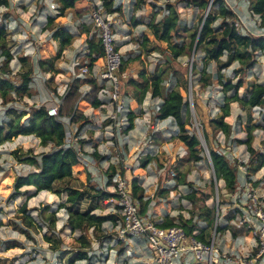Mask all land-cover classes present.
<instances>
[{
  "label": "rangeland",
  "instance_id": "rangeland-1",
  "mask_svg": "<svg viewBox=\"0 0 264 264\" xmlns=\"http://www.w3.org/2000/svg\"><path fill=\"white\" fill-rule=\"evenodd\" d=\"M114 3L122 8L121 13L105 15L104 10L101 9L100 14L110 23L115 47L121 56V61L124 60L126 63L122 75L118 74L123 82L129 79H137L143 70L149 77L152 73L165 68L164 54L161 50L166 48V44L157 42L152 37L147 24L154 15H156V21L162 18L165 14L164 6L166 4H173L180 17V39L176 42L187 44L189 37L184 32V27L191 28L198 25L202 16L197 8H187L180 0H114ZM57 11V5L52 0H9L7 8L0 6V25H4L7 30V36L3 44L0 45V67L4 60L3 50L9 51L13 56L9 64L10 71L4 77L19 84V76L31 71V87L37 92L30 99L16 97V102L7 105H3L0 100V123L14 120L23 112H30L46 105V108L59 106L67 91L68 83L76 77L81 78L83 75H87L89 72L86 67L88 61L85 58V42L89 34L82 29L83 23L87 25L94 20L89 0L79 1L73 9L64 12L63 18L55 20L51 24L53 29L65 26L73 35L71 45L63 51L60 60L56 63V69L60 73L56 75L40 74L36 69V61L40 57L39 50L45 44L49 42L54 50L58 48L57 43L50 38L51 32L45 29L47 17L54 18ZM215 11V8L212 9V12L215 13ZM94 31L95 29L91 28V32ZM144 36L149 38V42L145 45L143 44ZM21 58H27V60L23 62ZM256 60L255 65L244 75H241V66L232 63L223 71L225 79L235 82L238 76H243L245 82L254 81L264 84V53L258 54ZM83 61H85V66L79 70V75H77L75 65ZM225 61L226 58L223 57L220 63ZM193 62H195L193 57L186 56L179 59L174 68L185 74L187 84H185L186 97L184 101L188 104L190 102L192 105L190 109V133L204 141L202 127L206 120L205 117H219L220 88L214 85L207 87L196 83L195 80L199 78V75L192 77ZM103 67L104 58H101L96 62L91 72V76L99 86L101 85L99 72ZM198 67L203 68L204 63H200ZM210 70L215 72V63L210 64ZM164 78L165 91L163 96L175 85V79L170 72H167ZM189 89L190 95L188 94ZM80 90L85 93L89 87L82 86ZM124 91L130 92L131 89L125 87ZM242 92L243 89L239 91V94ZM107 96L106 99L101 100H108L110 103L107 105L109 106L108 109L113 108L112 102ZM196 97L200 107L194 106ZM118 100L124 103L125 110L122 115L126 122L124 129L120 131L119 135L117 134V144L113 141L112 133L109 132L111 135H108L104 131V127L109 125V122L104 120L107 108L93 109L85 107L84 103L79 104L69 129L71 139L73 137L81 148L82 146L91 147L97 152L106 150L113 161H109L108 166L104 165V168L97 167L95 163L94 172H98L96 176L91 174L92 180L87 185L84 184L80 176L74 173L69 181L56 183L55 190L63 189L66 184L71 188L82 190L84 197L78 206L82 212L106 217L117 215L116 199L110 201V199L99 200L91 197L94 194L92 189L95 188L103 189L110 194L114 193L113 186L108 187L105 183L107 176L111 175L110 168L113 166L115 169L117 168V173L121 174L122 170L125 171V180L128 176L137 178L138 182L141 183L140 186L144 189L145 197L153 194L158 187L169 193L167 198L156 201L154 208L151 209L154 215L160 214V216L155 217L156 219L167 213L175 217L181 215L184 218H189L192 206L184 197L192 189L197 191L196 198L199 200V207L205 205L215 208L218 204L220 214H226L232 204L223 188V182L219 181L215 184L207 153L203 151V159L194 162L188 157L187 152L180 147L178 140L174 138L177 131L175 125L160 131L156 124L151 121L155 114L153 106L160 104L162 99H153L150 94H147L141 107L133 106L130 108L129 104H132L133 101L128 95H118L117 85ZM128 111H132L136 116L134 120V125L137 126L136 132L133 130L125 132L128 127ZM139 122L141 123L140 128L143 125H150L147 132L144 128V132L141 131ZM224 122L233 127L232 137L243 141L246 139L245 128L248 125L260 129L256 134H260V143L264 149L263 108L247 109L244 112L237 104H232L231 116L228 119L225 118ZM81 124L83 125L79 129ZM81 140L83 141L82 144L80 143ZM214 144L221 153L229 158L231 163H237L238 159L244 158L242 150L234 143L225 142L220 133L216 135ZM205 149H207L206 145ZM52 150L50 145L42 147L40 140L35 136H18L0 145V264H67L66 259L69 253L83 248L79 239L82 235L89 241L90 260L81 261L78 264H145L147 260L144 258L141 248L138 247L142 240L118 241L110 221L100 228H94V230L89 228L83 233L71 232L66 227L67 213L65 209L59 207L66 201V193L57 196L45 191L36 193L33 187H23L18 195H14L13 183L16 176L26 175L32 171L28 165L18 162V154L15 155V152L20 151L22 154L39 157L42 153ZM144 162L147 163L144 164ZM245 162L247 163V157ZM116 165L117 167H115ZM144 182L147 183L144 184ZM24 202H27L28 215L33 219L34 226L30 229L22 224L17 212L18 206ZM52 216L55 219L53 229L49 228V219ZM175 222L176 224L179 223L178 220ZM104 234L110 238L98 239ZM49 236H53L55 241L61 242L60 245L56 244L58 248L55 251L51 250L50 245L46 242V237ZM218 239L222 238H217V241L214 242L215 246ZM5 242H19L22 244V249L6 251L2 244ZM121 248L123 249L122 252L119 251ZM228 251L229 249L224 248L221 252L229 254ZM205 263L207 262L202 264Z\"/></svg>",
  "mask_w": 264,
  "mask_h": 264
},
{
  "label": "trees",
  "instance_id": "trees-1",
  "mask_svg": "<svg viewBox=\"0 0 264 264\" xmlns=\"http://www.w3.org/2000/svg\"><path fill=\"white\" fill-rule=\"evenodd\" d=\"M56 3L58 11L57 15L52 18L47 17V23L45 29H48L50 38L57 43V50H54L51 44L48 42L42 47L40 57L36 61V69L40 74H59V70L56 69V63L60 60L63 51H65L73 41V35L65 28V26H59L55 29L51 28V24L55 20H60L64 16V12L75 7V4L81 0H52ZM101 3V8L104 10L105 15H113L115 13H121L122 8L116 6L114 0H98ZM185 4L187 8H197L198 12L202 14L199 20V24L191 28L184 27V32L189 37V42H176L180 39V17L173 4H166L164 6L165 14L159 21L155 20L156 15L147 24V28L150 31L152 37L157 41L166 44V48L161 52L164 54L165 68L152 73L151 76H147L145 71H141L137 76V79H129L126 82L120 78L124 71L125 62L121 61L120 67L117 69V81H118V95H128L132 104H129L130 108L141 107L147 94L153 99H162L159 104V111L152 116V121H163L171 119L177 128L174 138L178 140V143L187 152L188 157L194 162H199L203 159V149L199 139L190 133V111L188 103L184 101L186 97L185 90V74L176 70L174 65L178 60L183 57H193L192 63V77L198 76L195 80L196 83L206 85L207 87L216 86L220 88V102L218 103L219 117L209 118L205 117L204 126L202 127L203 140L207 146L212 169L216 181H223L224 190L227 194H232L237 189V175L238 165L237 163H231L229 159L222 154L215 146V138L217 134H222L225 142L234 143L237 145H244L246 152L249 156V163L255 164L254 170H258L264 167V153L253 149L252 143L254 140L253 131L255 126H247L246 139L241 141L232 137L233 127L226 122L225 118L231 115V105L237 104L242 110L252 108H264V84L259 82H245L242 77H237V80L225 79L223 71L228 68L232 63H237L241 66V75H244L250 68H252L257 59L258 54L264 53V37L254 36L251 34H242L235 27L236 17L229 11L222 0H212L209 12L204 18L207 6L210 0H180ZM0 6L7 8L9 6V0H0ZM216 9L215 13L212 9ZM250 11L260 19V25L264 28V0H251ZM134 25L136 23L134 22ZM91 28L95 31L91 32ZM82 29L88 35L86 39V55L85 58L86 67L88 69L87 75L83 77H76L72 82L68 83L67 91L62 98V102L58 108V117H49L46 113V106L33 109L30 112H23L14 120L0 123V145L18 136H35L40 140L42 147L51 146L52 151L42 153L39 157L22 154L20 151H16L18 154V162L26 164L32 168V171L26 175L16 176L13 189L14 195H18L19 191L23 187H33L38 192H49L57 196L66 193L67 198L64 204L59 207L65 209L67 213L66 227L71 232L83 233L87 229L102 227L105 223L110 221L114 228L117 220L120 218L117 215L110 217L95 216L89 212H82L79 210V202L83 199V191L67 186V184L61 190H55V184L72 179V175L75 173L80 176L84 184H88L92 180L91 174L87 168L82 165L78 159L76 152L73 149H63V143L66 135L64 124L61 122L62 118H69L71 122L74 121L75 113L78 109V105L84 103L87 108L98 109L103 105V100L98 98V92L100 86L97 81L91 76V72L96 62L104 58L102 42L100 39L101 29L95 26L94 22L89 24H82ZM7 36V30L4 25H0V45L3 44ZM149 42L148 36L143 37V44ZM117 51V48H115ZM2 55L4 60L0 67V100L3 105L16 102V97L19 99L32 98L37 94L31 87L32 76L31 71L21 74L20 83L16 84L13 81L5 78L10 71V62L13 56L9 51L3 50ZM225 57L226 61L220 63L221 58ZM24 62L27 58H21ZM85 61L78 63L75 67L77 75L79 70L85 66ZM204 63L203 68H199V64ZM216 64L215 72H211L210 64ZM167 72L175 79V85L170 91H165L164 82ZM240 75V76H241ZM82 86H88L89 90L83 93L80 88ZM130 88L131 91H124V88ZM243 89V92L239 94V91ZM194 106L200 107L198 98L194 99ZM136 116L132 111H128L127 120L128 127L125 132L131 131L134 128V120ZM84 124V123H83ZM79 129L82 127V125ZM82 144L83 141L81 140ZM95 161L104 160L103 156L94 150L91 154ZM150 159L149 157L147 158ZM147 162H144V164ZM111 175L107 176L106 185L109 187L112 185V177L115 174L113 166L110 168ZM121 175L125 176V171L122 170ZM127 183L130 187L131 198L138 204L139 214L144 216L151 204L152 200L162 197H168L169 193L156 188L153 198H145L144 189L140 186L136 178L130 176L127 177ZM92 198L99 200H109L116 198L115 193H108L105 190L92 189ZM197 191L192 189L185 199L190 202L192 206L189 212V218L185 219L183 216L178 215L176 218L170 217L168 214L161 219V222L157 226L161 228H168L175 225L176 220L183 227L186 234L191 236L193 232L199 231L197 238L204 240L203 235L206 228H213L215 223V209L207 206H198V198H196ZM14 197V196H12ZM210 198V197H208ZM17 212L20 215L22 224L26 228H33V219L28 215L27 202H24L21 206H18ZM235 218L234 214L230 211L226 215L227 221H232ZM49 228L53 229L55 226V219L52 216L49 219ZM204 226V227H201ZM231 229L233 236L241 234L242 229H237L234 226H219L216 225V232H223L227 229ZM53 236L46 237V242L50 245L51 250H57L58 245L61 244L59 240H54ZM110 238L107 234H104L98 239ZM82 243V249L69 253L66 259L67 264H78L81 261H89V241L82 235L80 236ZM5 250L22 249V244L19 242H5L2 243Z\"/></svg>",
  "mask_w": 264,
  "mask_h": 264
},
{
  "label": "built area",
  "instance_id": "built-area-1",
  "mask_svg": "<svg viewBox=\"0 0 264 264\" xmlns=\"http://www.w3.org/2000/svg\"><path fill=\"white\" fill-rule=\"evenodd\" d=\"M225 7L235 17V27L242 34H251L264 37V28L260 25V19L250 11L251 0H222ZM92 8L93 21L95 26L101 29L100 39L104 51V67L99 72L100 90L99 99H106L112 102L113 109L105 117L109 121L110 129L120 133L124 129V103L117 101V69L120 67L121 56L115 51V39L111 31V25L102 15L101 3L98 0H89ZM78 66L76 63L75 67ZM121 103V104H118ZM59 106L46 108L49 117H58ZM154 113L159 111V104L153 106ZM66 135L63 149H73L82 165H84L92 176H96L94 165L96 161L75 142L69 131L72 122L69 118H62ZM119 127V128H118ZM118 128V130H117ZM91 154V153H90ZM223 154V153H222ZM246 155L238 159V169L246 173ZM229 159V158H228ZM112 186L116 198L117 213L120 219L117 220L114 229L117 240L127 242L143 238L144 254L147 259L145 264H264V206L260 196L250 181H244L242 187L233 194V211L235 215L234 225L249 233L254 240L255 254L243 255L240 253H222L214 245L215 235L209 229L205 230L203 241L197 238L198 232L188 236L179 224L168 228L157 226L152 214L141 216L138 204L131 198L130 187L120 173L112 177ZM209 232V233H208Z\"/></svg>",
  "mask_w": 264,
  "mask_h": 264
},
{
  "label": "crops",
  "instance_id": "crops-1",
  "mask_svg": "<svg viewBox=\"0 0 264 264\" xmlns=\"http://www.w3.org/2000/svg\"><path fill=\"white\" fill-rule=\"evenodd\" d=\"M2 7V6H1ZM4 8V7H3ZM104 102H103V105L100 107V109H102V108H107V111H106V113L104 114V120H105V117L112 111V109L113 108H110V109H108V107L109 106H107V105H109L110 103H109V101L108 100H103ZM109 103V104H108ZM47 104H50V103H47ZM154 105V104H153ZM47 106V105H46ZM112 106V105H111ZM238 106V105H237ZM239 107V106H238ZM259 109H261L260 107H258ZM241 109V108H240ZM242 110V109H241ZM263 110H264V108H263ZM242 111H244L245 112V110H242ZM246 113H247V111H246ZM146 114H147V112H146ZM250 115V114H249ZM231 116V115H230ZM228 118H230V117H228ZM228 118H226V119H228ZM103 120V121H104ZM107 121V120H106ZM152 121V120H151ZM109 122V121H108ZM140 123V122H139ZM154 124H156V127H158V129L160 130V131H162L163 130V128H169L170 126H173L174 125V123H173V121L171 120V119H167V120H163V121H157L156 123H154ZM160 124H162L161 126H159ZM140 125H141V123L139 124V128H140ZM249 126V125H248ZM137 126L136 125H134V128H133V131H137V128H136ZM146 130V132L148 131V129L150 128V125L148 126V125H143V127H141L140 129H141V131L142 132H144V129ZM260 129H254V131H253V136H254V140H253V143H252V147H253V149H255V150H258L259 152H261V153H264V149H262V145H261V143H260V139H261V136H260V134L259 135H257L256 133H257V131H259ZM104 131H106L107 132V134L108 135H111L110 133H112V138H113V141L115 142V144H117V134L119 135V132H117V134L115 133V131L114 132H112L111 131V129H110V124L108 125V126H106V127H104ZM132 131V130H131ZM110 132V133H109ZM168 134V133H167ZM236 139V138H235ZM241 141H243L242 139H240ZM152 142V141H151ZM237 145V144H236ZM238 146V148H240L241 150H242V152H243V155H246V157H247V163H246V173H242L239 169H238V175H237V189H236V191L234 192V193H236L237 191H238V189L240 188V187H242L243 186V184H244V181H250L251 182V185H252V187L253 188H255L256 189V191H257V193H258V195L260 196V199H261V202H262V205L264 206V167H261L260 169H258V170H254V166H255V164H253V165H251L250 163H249V156H248V154H247V152H246V148H245V146L244 145H237ZM104 147H105V145H104ZM180 147H182L181 145H180ZM260 148V149H259ZM82 149H84V151L87 153V155H89L90 157H92L91 156V154H92V152H94V150H96V149H94V150H92L91 149V147L89 148V147H87L86 148V146H82ZM103 150H104V148H102ZM182 149L184 150V148L182 147ZM96 152H97V150H96ZM91 153V154H90ZM98 154H99V156H103V158H104V160H99L98 162L96 161V164H97V167H101V168H104L105 166L104 165H107L108 166V163H109V161H113V160H111L110 159V156H109V154L106 152V150H104V152H102V151H99V152H97ZM103 163V164H102ZM109 167H110V165H109ZM115 167H117V165L115 166ZM115 169V168H114ZM98 172V171H97ZM117 172V168L115 169V173ZM137 179V178H136ZM223 182V181H222ZM105 183H107V178H106V182ZM145 183H147V182H144V184ZM139 184H141V183H139ZM224 184V183H223ZM142 187V186H141ZM143 188V187H142ZM223 188H224V186H223ZM100 190V189H99ZM103 190V189H102ZM234 193H232V194H227L228 195V197H229V200H230V203L232 204L231 205V208H228V211L226 212V214H224V213H222V214H220V207H219V205L217 204L216 206L218 207V210H217V214H218V219H217V222L215 221V223H216V225H219V226H227L228 224L230 225V226H234L235 227V225H234V219L232 220V221H227L226 220V215L231 211L232 213H233V211L235 212V210H233V202H232V197H233V194ZM153 195H154V193L153 194H149V195H147L145 198H149V199H152L153 198ZM162 198H166V197H162ZM161 198H159V199H154V200H152V202H151V204L149 205V208H148V210H147V212H146V214L145 215H147V214H152V216H153V218H154V220L156 221V223L158 224V223H160L161 222V219L164 217V216H166L167 214L170 216V217H174V218H176L175 216H172L170 213H167V214H165L164 216H162L161 218H158V219H156L155 217H158V216H160V214L159 215H154L153 214V210H151V209H153L154 208V205H155V203H156V201H158V200H160ZM207 207H209V206H207ZM214 209H216V207L214 208ZM215 214H216V210H215ZM234 214V213H233ZM144 215V216H145ZM117 216L118 217H120L118 214H117ZM235 216V215H234ZM120 219V218H119ZM185 219H187V218H185ZM174 224H176V222H174ZM179 224V223H178ZM180 225V224H179ZM216 225L213 227V228H206V230L207 229H209L210 230V232L212 231L213 232V234L215 235V241H217V238L218 237H220V238H222V239H218V243L216 244V247L217 248H219V250H223L224 248H226V249H229V251L228 252H230V253H240V254H243V255H251V254H255V252H256V250H255V246H254V240H252V238L250 237V235H249V233L248 232H246L245 230H243L242 229V233L241 234H239V235H237V236H233L232 235V233H231V229L229 228V229H227V230H225V231H223V232H216ZM201 227H204V226H202L201 225ZM237 228V227H236ZM237 229H240V228H237ZM78 232V231H77ZM195 232H198V234H199V231H195ZM209 233V232H208ZM140 240H142L141 242H139V245H138V247H139V249L141 248V250H142V252H143V254H144V240L143 239H139L138 241H140ZM131 241H134V240H131ZM224 247V248H223ZM123 251V249L121 248V249H119V251L120 252H122ZM229 253V254H230ZM144 258L146 259V257H145V254H144ZM147 260V259H146ZM205 264H208V263H205Z\"/></svg>",
  "mask_w": 264,
  "mask_h": 264
},
{
  "label": "water",
  "instance_id": "water-1",
  "mask_svg": "<svg viewBox=\"0 0 264 264\" xmlns=\"http://www.w3.org/2000/svg\"><path fill=\"white\" fill-rule=\"evenodd\" d=\"M211 3H212V0H210L209 4H208V6H207V9H206V12H205L204 18H206L207 14H208V12H209V9H210V6H211ZM188 94L190 95V89L188 90ZM188 105H189V111H190L192 105H191L190 102H189ZM190 112H191V111H190ZM199 141H200V143H201V147H202L203 151H204L205 153H207V159H208V161L210 162V165H211L209 152H208L207 149H205V145H204L205 142L202 141V140H200V139H199ZM211 169H212V165H211ZM212 172H213V169H212ZM213 175H214V172H213ZM214 179H215V184H217V181H216L215 176H214ZM215 210H216L215 221L217 222V219H218V214H217L218 207H217V206H216V209H215Z\"/></svg>",
  "mask_w": 264,
  "mask_h": 264
}]
</instances>
